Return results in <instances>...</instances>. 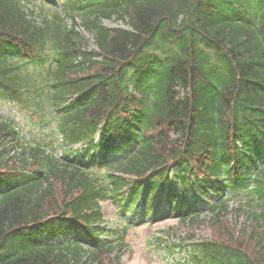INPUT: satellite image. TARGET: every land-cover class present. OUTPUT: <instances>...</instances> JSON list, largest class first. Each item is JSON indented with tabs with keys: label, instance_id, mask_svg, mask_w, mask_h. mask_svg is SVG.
<instances>
[{
	"label": "trees",
	"instance_id": "trees-1",
	"mask_svg": "<svg viewBox=\"0 0 264 264\" xmlns=\"http://www.w3.org/2000/svg\"><path fill=\"white\" fill-rule=\"evenodd\" d=\"M0 99L64 150L0 115V264H123L102 202L209 229L192 264H264V0H0Z\"/></svg>",
	"mask_w": 264,
	"mask_h": 264
},
{
	"label": "rangeland",
	"instance_id": "rangeland-1",
	"mask_svg": "<svg viewBox=\"0 0 264 264\" xmlns=\"http://www.w3.org/2000/svg\"><path fill=\"white\" fill-rule=\"evenodd\" d=\"M104 23L108 27H127L117 20H105ZM81 31L85 44L90 49L94 48L93 36L87 31ZM0 115L13 120L22 133L31 140L49 141L51 139L50 131L34 123L29 113L16 103L0 99ZM104 207L106 221L110 228H121L123 222L118 218L117 208L111 203H105ZM135 222L138 224L128 232L129 247L123 259L124 264H192L187 261L185 252L177 246L179 242H183L184 246L189 243L188 237L192 230L188 227L174 218L161 221L142 218ZM211 236L209 229L196 230L197 239Z\"/></svg>",
	"mask_w": 264,
	"mask_h": 264
}]
</instances>
